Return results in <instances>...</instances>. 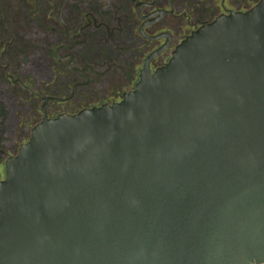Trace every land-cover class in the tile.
Segmentation results:
<instances>
[{"label":"water","instance_id":"obj_1","mask_svg":"<svg viewBox=\"0 0 264 264\" xmlns=\"http://www.w3.org/2000/svg\"><path fill=\"white\" fill-rule=\"evenodd\" d=\"M0 264H264V0L120 102L45 115L6 162Z\"/></svg>","mask_w":264,"mask_h":264},{"label":"flooded vegetation","instance_id":"obj_2","mask_svg":"<svg viewBox=\"0 0 264 264\" xmlns=\"http://www.w3.org/2000/svg\"><path fill=\"white\" fill-rule=\"evenodd\" d=\"M258 2L0 0V182L45 115L120 102L204 23Z\"/></svg>","mask_w":264,"mask_h":264}]
</instances>
